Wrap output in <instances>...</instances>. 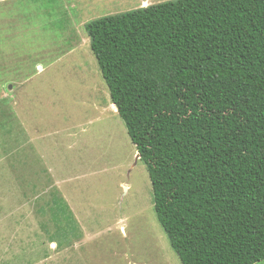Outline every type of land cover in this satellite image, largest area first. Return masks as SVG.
<instances>
[{
    "label": "trees",
    "instance_id": "1",
    "mask_svg": "<svg viewBox=\"0 0 264 264\" xmlns=\"http://www.w3.org/2000/svg\"><path fill=\"white\" fill-rule=\"evenodd\" d=\"M85 27L181 263L263 261L264 0H175Z\"/></svg>",
    "mask_w": 264,
    "mask_h": 264
},
{
    "label": "rangeland",
    "instance_id": "2",
    "mask_svg": "<svg viewBox=\"0 0 264 264\" xmlns=\"http://www.w3.org/2000/svg\"><path fill=\"white\" fill-rule=\"evenodd\" d=\"M171 1L0 0V264H182L85 27Z\"/></svg>",
    "mask_w": 264,
    "mask_h": 264
},
{
    "label": "water",
    "instance_id": "3",
    "mask_svg": "<svg viewBox=\"0 0 264 264\" xmlns=\"http://www.w3.org/2000/svg\"><path fill=\"white\" fill-rule=\"evenodd\" d=\"M114 108L117 109L115 105H114ZM137 156H138V159H141V156L139 154Z\"/></svg>",
    "mask_w": 264,
    "mask_h": 264
},
{
    "label": "bare ground",
    "instance_id": "4",
    "mask_svg": "<svg viewBox=\"0 0 264 264\" xmlns=\"http://www.w3.org/2000/svg\"><path fill=\"white\" fill-rule=\"evenodd\" d=\"M144 5H145V6L148 5V3L144 2Z\"/></svg>",
    "mask_w": 264,
    "mask_h": 264
}]
</instances>
